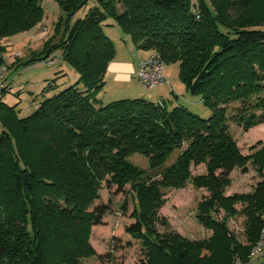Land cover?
Returning <instances> with one entry per match:
<instances>
[{
	"label": "trees",
	"instance_id": "16d2710c",
	"mask_svg": "<svg viewBox=\"0 0 264 264\" xmlns=\"http://www.w3.org/2000/svg\"><path fill=\"white\" fill-rule=\"evenodd\" d=\"M55 1L60 16L42 50L9 65L4 41L35 29L45 11L43 0H0V68L48 63L60 53L78 75L60 90L65 74L56 72L37 96V109L24 118L20 103H6L5 82L0 264L103 261L90 242L92 228L110 212L106 205L94 207L103 183L120 192L129 187L135 221L126 232L143 247L137 264H250L264 226V146L243 155L229 122L245 128L264 123V0ZM115 26L139 51L160 55L166 66L178 64L186 92L211 115L195 114L177 103L178 96L174 105L142 98L103 105L99 96L116 56L106 28ZM136 153L149 159L150 171L129 161ZM250 163L260 177L253 191L226 196L231 173L247 172ZM200 165L206 174L193 178L191 167ZM191 179L210 194L199 204L198 221L213 235L202 241L157 227L165 224L159 217L165 190L184 188ZM237 216L245 218L244 241L228 226Z\"/></svg>",
	"mask_w": 264,
	"mask_h": 264
},
{
	"label": "rangeland",
	"instance_id": "374dc122",
	"mask_svg": "<svg viewBox=\"0 0 264 264\" xmlns=\"http://www.w3.org/2000/svg\"><path fill=\"white\" fill-rule=\"evenodd\" d=\"M43 8L45 17L39 26L32 31L16 35L4 41V45L8 47L6 62L9 65L13 63V60H18V62L27 61L32 52L42 50L46 41L52 36L53 25L60 16V9L55 0H43ZM106 34L112 38L115 44V59L125 60L124 63L130 62L135 65L130 74L131 79L128 80L124 77L123 80L119 79L117 73L113 72L111 67L108 69L106 87L99 96L103 105L126 99L142 98L151 102L166 100L168 104L178 103L184 105L203 118H208L211 115V111L205 107L199 97H192L186 92L185 86L179 77L178 64L166 66L164 69L165 83L157 90L148 91L139 82L136 74L139 71V61L147 58L150 53L139 52L131 38L125 36L118 26L107 27ZM61 59L59 53L57 59H53L55 62L53 65L42 62L27 68L7 66V80L5 82L10 93L5 97V101L11 106L20 103L18 108L21 109L19 114L21 118L31 115L37 109L39 102L37 96L47 82L56 77V72L61 70L65 74L58 80L60 90L71 86L78 80V75L73 68ZM52 94L49 96L51 97ZM176 96L179 99L177 103ZM229 126L231 135L243 155H251L264 146V123L245 128L243 125L230 121ZM178 154L179 152H176L166 165L169 166L174 163ZM129 161L141 169L150 171L149 159L143 155L132 154L129 156ZM247 166V172L241 168H236L231 173V183L225 189L226 196L242 195L253 191L260 181V177L251 163ZM190 171L192 177L195 178L206 174L207 168L205 165L193 166ZM193 180H189L184 188L165 190V205L159 212V217L165 221V224H157L160 233L169 230L179 233L191 241H202L212 237L213 232L198 221L199 204L210 194L206 189L196 187ZM100 205L108 206L110 212L105 216L101 225L92 228L90 242L97 254L104 256V260L93 257L84 260L83 264L139 263L143 259L142 244L126 232L127 226L135 221L132 218L135 204L130 197L129 187L124 192H120L117 187L108 188L103 183L100 190V199L95 202L94 207ZM124 205L127 206L126 211L123 210ZM240 207L241 204L236 205L237 210H240ZM223 214L219 217L222 218ZM244 220L243 216L228 220L229 229L242 241H244L242 235ZM107 256H111L113 259L111 260Z\"/></svg>",
	"mask_w": 264,
	"mask_h": 264
},
{
	"label": "built area",
	"instance_id": "2783aa9c",
	"mask_svg": "<svg viewBox=\"0 0 264 264\" xmlns=\"http://www.w3.org/2000/svg\"><path fill=\"white\" fill-rule=\"evenodd\" d=\"M55 62L50 61L48 64L53 65ZM166 67L165 62L162 60L160 55L152 54L147 58L143 59L139 65V71L136 74L139 82L145 86L148 91L157 90L166 81L164 78V69ZM7 72V66L0 68V97L2 91L5 88V81ZM158 103L162 106V101L159 100ZM264 221V215H263ZM250 264H264V226L261 230L259 239L254 245L251 253ZM235 264H242L240 260H237Z\"/></svg>",
	"mask_w": 264,
	"mask_h": 264
},
{
	"label": "crops",
	"instance_id": "0c3cea01",
	"mask_svg": "<svg viewBox=\"0 0 264 264\" xmlns=\"http://www.w3.org/2000/svg\"><path fill=\"white\" fill-rule=\"evenodd\" d=\"M112 28V27H111ZM111 38V37H110ZM112 39V38H111ZM141 52V51H139ZM147 53V52H146ZM143 60V59H142ZM140 60L139 61V64H138V68H139V65H140V62L142 61ZM115 61V62H114ZM125 60H113V62H111L110 66H109V69L111 67V70L115 73H117V76L119 79L123 80V77L128 80V79H131V76L130 74L132 73V71L134 70V65L130 62H126L124 63ZM134 75V74H133ZM107 82V80H106ZM175 94V93H174Z\"/></svg>",
	"mask_w": 264,
	"mask_h": 264
}]
</instances>
